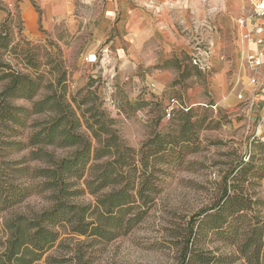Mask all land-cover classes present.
Returning a JSON list of instances; mask_svg holds the SVG:
<instances>
[{
  "label": "rangeland",
  "instance_id": "374dc122",
  "mask_svg": "<svg viewBox=\"0 0 264 264\" xmlns=\"http://www.w3.org/2000/svg\"><path fill=\"white\" fill-rule=\"evenodd\" d=\"M205 1L207 19L203 27L187 29L188 46L160 51L153 63L116 55L111 42L114 29L100 39V28L65 25L31 39L23 33L17 13L4 25L0 21V34L6 37L0 38V91L9 80L5 72L38 70L43 74L38 94L32 100L16 99L15 104L31 106L54 88L64 90L83 120H108L110 132L119 137L121 152L131 153L137 162L138 175L145 173L151 185L159 184L158 189L151 188L154 201L142 221L127 233L107 240L90 232L78 233L66 223L57 227L56 241L32 264H180L189 225L195 222L196 230L205 213L196 214L216 210L212 207L222 195V179L232 178L235 168L246 167L243 173L248 177V166H252L253 183L248 186V180L237 174L235 190L246 199L248 195L258 199L255 207L264 220V64L259 69L251 67L246 45L248 33L255 34L258 0H225L227 6L222 0L215 11L209 6L212 0ZM242 18L249 21L252 32L248 28L242 32ZM263 46L264 42L259 48ZM90 53L97 54V63L87 60ZM107 59L116 69L113 80ZM173 98L178 103L171 110ZM30 131L24 128L18 138ZM7 139V134L0 135V186L5 191L9 161L29 153L27 148L2 142ZM127 147L132 151L126 152ZM54 151L61 156L69 150ZM143 179H137V184ZM81 198L95 202L89 192ZM47 205L44 194H33L1 209L0 236L4 219L19 213L32 215ZM244 212L243 226H248V200ZM240 232L241 228L229 238L204 228L195 249L220 257L211 264H248L236 250Z\"/></svg>",
  "mask_w": 264,
  "mask_h": 264
},
{
  "label": "trees",
  "instance_id": "16d2710c",
  "mask_svg": "<svg viewBox=\"0 0 264 264\" xmlns=\"http://www.w3.org/2000/svg\"><path fill=\"white\" fill-rule=\"evenodd\" d=\"M0 38L6 39L2 34ZM4 75L9 80L0 91V135L5 133L8 139L2 142L27 148L29 153L9 161L7 190L0 186V210L13 207L33 194H44L48 205L32 215L19 213L4 219L0 264H32L56 241L57 227L66 223L78 233L90 232L112 240L141 222L154 201L150 197L151 188L158 189L159 184L151 185L145 173L138 175L137 162L131 153L121 152L119 137L115 131L110 132L108 120L101 117L93 122L89 118L83 120L73 103L65 98V91L56 88L34 100L31 106L15 104L16 99L32 100L38 94L43 74L38 70L30 74L17 69ZM37 115L45 118H33ZM24 128L31 131L18 138ZM50 147L69 151L58 156ZM125 150L132 151L130 147ZM146 159L147 155L144 165ZM243 171L247 172L246 167L235 168L232 178L223 177V192L212 207L216 208L213 213L203 210L196 214L205 213L196 230L195 222L189 225V239L180 264H211L219 260L211 252L195 249L204 228L212 235L229 238L241 228L237 252L248 264H264V220L255 207L259 201L251 195L246 199L235 190L237 174L243 181L248 180V186L253 183L252 166H248V177ZM141 177L145 179L137 184ZM86 192L94 196L95 202L82 200ZM247 200L248 226H243Z\"/></svg>",
  "mask_w": 264,
  "mask_h": 264
},
{
  "label": "crops",
  "instance_id": "0c3cea01",
  "mask_svg": "<svg viewBox=\"0 0 264 264\" xmlns=\"http://www.w3.org/2000/svg\"><path fill=\"white\" fill-rule=\"evenodd\" d=\"M220 3L212 0L209 6L215 11ZM205 5V0H0V21L17 13L23 33L31 39L65 25L100 28V39L114 29L111 42L116 55L153 63L160 51L170 53L188 46L187 29L204 26ZM246 45L249 52L258 50L256 45Z\"/></svg>",
  "mask_w": 264,
  "mask_h": 264
},
{
  "label": "built area",
  "instance_id": "2783aa9c",
  "mask_svg": "<svg viewBox=\"0 0 264 264\" xmlns=\"http://www.w3.org/2000/svg\"><path fill=\"white\" fill-rule=\"evenodd\" d=\"M254 14H255V18H257V24L256 26L254 27L255 29V34L253 37L250 36V34L248 33V40L250 43H256V44H261L264 42V37H258L257 35H259L261 32L264 31V0H258L256 6H255V11H254ZM241 24L243 26L245 25H249V21L247 22V19H244L242 18L240 20ZM247 25V26H248ZM248 32H252L251 28L248 29ZM263 57L264 58V46L262 48H260V51L258 53V55H255V56H252L250 55L249 58L251 60V67H253L255 64H258L259 61H260V58ZM87 60L90 62V63H97L98 62V56L96 53H90L88 55V58ZM102 61L104 62V59H102ZM112 60L110 59H107L105 63H107V65H111L112 66ZM262 65L264 64V60L262 61L261 63ZM261 65V66H262ZM109 73V76L110 78L113 80L114 76H115V73H116V69H115V66H112L110 68V72ZM257 78L256 77H253L252 81L253 82H256ZM178 103L177 100L175 98L172 99V107L170 108L171 110L174 108L175 104ZM170 113V112H169Z\"/></svg>",
  "mask_w": 264,
  "mask_h": 264
},
{
  "label": "bare ground",
  "instance_id": "6f19581e",
  "mask_svg": "<svg viewBox=\"0 0 264 264\" xmlns=\"http://www.w3.org/2000/svg\"><path fill=\"white\" fill-rule=\"evenodd\" d=\"M249 26V27H248ZM247 27H245V26H241V28H242V32L244 31V30H246L247 28L249 29L250 28V25H248ZM262 34V36H260ZM254 35H252L251 37H253ZM258 37H264V31L263 32H261L259 35H257ZM247 41V43L249 44V45H256L257 47H258V50H256V51H250L249 53H250V55H252V56H255V55H258V53H259V51H260V48H259V45H261V44H256V43H250L249 42V40H246ZM264 60V58L263 57H261L260 58V61H259V63L258 64H255L252 68L253 69H259V68H261V63H262V61Z\"/></svg>",
  "mask_w": 264,
  "mask_h": 264
}]
</instances>
